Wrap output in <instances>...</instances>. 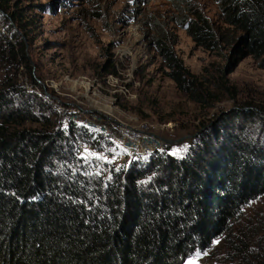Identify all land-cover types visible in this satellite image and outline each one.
Returning <instances> with one entry per match:
<instances>
[{"label":"trees","instance_id":"trees-1","mask_svg":"<svg viewBox=\"0 0 264 264\" xmlns=\"http://www.w3.org/2000/svg\"><path fill=\"white\" fill-rule=\"evenodd\" d=\"M171 2V23L198 47L230 50L238 61L251 56L264 69V0H217L223 28L197 0ZM14 9L0 0L6 23L18 28L13 36L0 29V264H186L218 238L220 264H264V207L245 212L264 199V146L225 121L180 159L165 150L149 166L118 170L80 156L79 143L114 151L23 86V72L41 85L26 52L34 25ZM144 24L161 72L193 102L210 106L221 100L219 90L231 91L225 75L212 90L185 66L170 23L149 17ZM108 55L105 74L115 71ZM257 110L244 119L260 117ZM232 116L234 122L242 113Z\"/></svg>","mask_w":264,"mask_h":264},{"label":"rangeland","instance_id":"rangeland-1","mask_svg":"<svg viewBox=\"0 0 264 264\" xmlns=\"http://www.w3.org/2000/svg\"><path fill=\"white\" fill-rule=\"evenodd\" d=\"M8 1L13 11L17 8L34 25L33 34L26 39V52L42 88L34 86L23 72L20 79L27 91L41 93L45 89L57 94L60 101L80 104L91 113L108 112L131 126L156 127L164 139L177 141L165 148L176 159L213 137L225 121L236 134L245 129L241 137L248 136L264 146V119H258L264 118V69L251 56L238 61L232 59L230 50L210 52L198 47L184 29L171 23L176 13L171 0ZM216 1L197 3L216 27L223 28ZM0 14V29L13 36L18 28L12 21L6 23L9 18L5 13ZM149 17L170 23L178 40L177 55L193 74L212 90L217 89L211 82L225 75L231 91L219 90L221 100L206 107L180 91L161 72V58L150 48L146 34L151 28L144 24ZM108 53L114 55L115 71L105 74L103 69L111 58ZM252 109H258L260 117L246 121L245 112ZM234 111L242 117L231 122ZM150 161L145 164L149 166ZM144 179L150 180L151 174ZM251 207L245 210L248 215L252 209L263 208L264 199ZM224 256L218 238L209 251L198 253L186 264H220Z\"/></svg>","mask_w":264,"mask_h":264},{"label":"built area","instance_id":"built-area-1","mask_svg":"<svg viewBox=\"0 0 264 264\" xmlns=\"http://www.w3.org/2000/svg\"><path fill=\"white\" fill-rule=\"evenodd\" d=\"M41 94L43 98L52 100L51 104L57 106L58 109L55 108L68 123H74L75 126L89 131L95 137H104L115 151L107 153L92 144L79 143L77 151L84 158L94 161V157L97 156L113 162L118 170H129L132 163L144 164L154 153L165 151L167 146L165 137L156 133V127L131 126L114 118V114L111 116L108 112L91 113L80 104L62 102L57 94L47 92L45 89Z\"/></svg>","mask_w":264,"mask_h":264},{"label":"water","instance_id":"water-1","mask_svg":"<svg viewBox=\"0 0 264 264\" xmlns=\"http://www.w3.org/2000/svg\"><path fill=\"white\" fill-rule=\"evenodd\" d=\"M164 141L166 142L167 145L169 144H177V141H174V140H170V139H164Z\"/></svg>","mask_w":264,"mask_h":264}]
</instances>
